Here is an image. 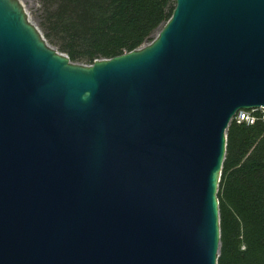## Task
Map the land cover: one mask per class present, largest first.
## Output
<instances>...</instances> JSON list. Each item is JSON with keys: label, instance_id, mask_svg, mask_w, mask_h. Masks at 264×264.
Segmentation results:
<instances>
[{"label": "water", "instance_id": "95a60500", "mask_svg": "<svg viewBox=\"0 0 264 264\" xmlns=\"http://www.w3.org/2000/svg\"><path fill=\"white\" fill-rule=\"evenodd\" d=\"M264 107V0H175L92 64L0 0V264H218L226 129Z\"/></svg>", "mask_w": 264, "mask_h": 264}, {"label": "trees", "instance_id": "16d2710c", "mask_svg": "<svg viewBox=\"0 0 264 264\" xmlns=\"http://www.w3.org/2000/svg\"><path fill=\"white\" fill-rule=\"evenodd\" d=\"M38 27L73 62L92 64L153 39L175 0H45ZM234 116L218 183V264H264V121Z\"/></svg>", "mask_w": 264, "mask_h": 264}, {"label": "rangeland", "instance_id": "374dc122", "mask_svg": "<svg viewBox=\"0 0 264 264\" xmlns=\"http://www.w3.org/2000/svg\"><path fill=\"white\" fill-rule=\"evenodd\" d=\"M44 1L45 0H21L28 13L30 20L35 24H38L39 22V13H40V9L44 6L43 5ZM157 30L154 32L153 36L157 32ZM248 111L249 113L253 112L252 109H249Z\"/></svg>", "mask_w": 264, "mask_h": 264}, {"label": "built area", "instance_id": "2783aa9c", "mask_svg": "<svg viewBox=\"0 0 264 264\" xmlns=\"http://www.w3.org/2000/svg\"><path fill=\"white\" fill-rule=\"evenodd\" d=\"M255 110V109H253ZM259 112V117L264 121V107L257 108ZM237 121H245L247 123H253L255 116L252 113H249L248 110L241 109L235 115Z\"/></svg>", "mask_w": 264, "mask_h": 264}]
</instances>
